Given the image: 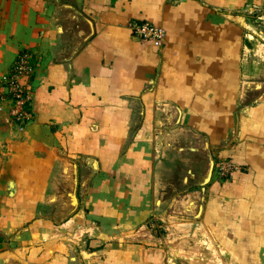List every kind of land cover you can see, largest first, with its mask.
Wrapping results in <instances>:
<instances>
[{
    "label": "crops",
    "instance_id": "0c3cea01",
    "mask_svg": "<svg viewBox=\"0 0 264 264\" xmlns=\"http://www.w3.org/2000/svg\"><path fill=\"white\" fill-rule=\"evenodd\" d=\"M259 7L0 0V74L20 51L33 66L30 121L0 104V264H171L149 228L170 163L188 206L203 194L188 223L215 245L187 262L264 264V49L246 19ZM129 20L161 25L163 43Z\"/></svg>",
    "mask_w": 264,
    "mask_h": 264
},
{
    "label": "rangeland",
    "instance_id": "374dc122",
    "mask_svg": "<svg viewBox=\"0 0 264 264\" xmlns=\"http://www.w3.org/2000/svg\"><path fill=\"white\" fill-rule=\"evenodd\" d=\"M246 19L247 29L252 34L251 39L264 49V7L252 10ZM167 167V165L162 166L165 175L160 179L158 203L154 209L157 218L151 219L149 228L156 229L157 235L164 238L163 244L172 251L170 253L172 258L169 260L171 264H190L187 260L195 261L196 256L202 251L215 250L212 241L203 238L205 234L197 232L199 226L188 223L199 219L203 194L200 192L195 194L193 199L196 201H192L188 206L187 195L185 196L188 193L179 174L181 165L170 163L169 170Z\"/></svg>",
    "mask_w": 264,
    "mask_h": 264
},
{
    "label": "built area",
    "instance_id": "2783aa9c",
    "mask_svg": "<svg viewBox=\"0 0 264 264\" xmlns=\"http://www.w3.org/2000/svg\"><path fill=\"white\" fill-rule=\"evenodd\" d=\"M127 26L130 33L139 39L151 41L155 45H161L164 41L165 30L161 25L148 20H129ZM32 69L29 53L20 51L9 69L0 74V104H7L11 118L19 129L31 119L33 94L30 84L22 79ZM215 169L225 178L235 169V164L228 158H221L216 162Z\"/></svg>",
    "mask_w": 264,
    "mask_h": 264
}]
</instances>
